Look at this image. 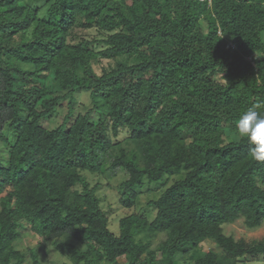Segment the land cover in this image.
Here are the masks:
<instances>
[{
  "label": "trees",
  "instance_id": "obj_1",
  "mask_svg": "<svg viewBox=\"0 0 264 264\" xmlns=\"http://www.w3.org/2000/svg\"><path fill=\"white\" fill-rule=\"evenodd\" d=\"M261 100L264 0H0V264H43L45 243L63 264L264 258L223 228L264 225V163L233 137ZM109 155L125 209L174 178L153 220L111 230L89 179ZM26 228L41 246L18 249Z\"/></svg>",
  "mask_w": 264,
  "mask_h": 264
},
{
  "label": "rangeland",
  "instance_id": "obj_2",
  "mask_svg": "<svg viewBox=\"0 0 264 264\" xmlns=\"http://www.w3.org/2000/svg\"><path fill=\"white\" fill-rule=\"evenodd\" d=\"M37 5L40 6L41 3H38ZM103 63L104 65H109L111 62L105 60ZM79 73L82 74V71H80ZM79 101L89 104L90 98L88 95H82ZM67 107V103L63 104V109L65 110V112ZM233 137H235L236 139L239 138L238 134L233 135ZM0 155H2L3 160L6 162L7 152L6 149L3 148V145H0ZM111 159L112 156L109 155L105 163L103 173L101 175L90 176L89 179L93 185H100L98 195L101 198L102 208L109 213L111 230L117 233L119 231L120 219L134 212L140 215H145L150 220H153L156 216V211L153 208L149 207L148 203L153 199H157L165 189V186L170 185L174 181V178L168 180L166 185L159 183L154 185L148 184L147 186H144L141 189L142 194L140 195L137 207L131 210L125 209L120 204L119 199L122 194L121 184L125 180H127L128 175L123 170H111ZM223 228L226 235H231L236 240L244 239L246 241H252L261 240L264 238V225L259 229L249 230L245 226L243 219L238 220L233 224L224 225ZM164 238V235H160L155 241V245L164 240ZM41 243H43L42 239L29 228H26L23 230V235L19 240L17 247L20 250H27L29 248L41 246ZM208 246L211 245L205 246L202 251H206L208 249ZM40 254L43 260V264H63L68 262L65 257H62L58 252L54 251L49 243H45L42 246ZM120 264H127V262L124 258H122L120 259ZM240 264H264V258L260 260L248 259Z\"/></svg>",
  "mask_w": 264,
  "mask_h": 264
},
{
  "label": "clouds",
  "instance_id": "obj_3",
  "mask_svg": "<svg viewBox=\"0 0 264 264\" xmlns=\"http://www.w3.org/2000/svg\"><path fill=\"white\" fill-rule=\"evenodd\" d=\"M238 136L249 145L250 157L264 163V100L249 106L236 121Z\"/></svg>",
  "mask_w": 264,
  "mask_h": 264
}]
</instances>
